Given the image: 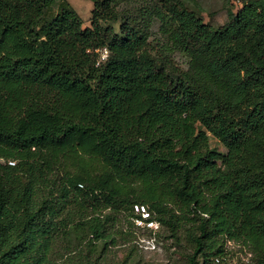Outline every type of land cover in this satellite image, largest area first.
<instances>
[{
  "label": "trees",
  "instance_id": "trees-1",
  "mask_svg": "<svg viewBox=\"0 0 264 264\" xmlns=\"http://www.w3.org/2000/svg\"><path fill=\"white\" fill-rule=\"evenodd\" d=\"M90 1L83 28L67 0H0V264L35 234L97 264L102 212L135 208L188 229L190 264L232 242L264 264V0L218 28L182 0Z\"/></svg>",
  "mask_w": 264,
  "mask_h": 264
},
{
  "label": "rangeland",
  "instance_id": "rangeland-1",
  "mask_svg": "<svg viewBox=\"0 0 264 264\" xmlns=\"http://www.w3.org/2000/svg\"><path fill=\"white\" fill-rule=\"evenodd\" d=\"M76 10L83 21V28L92 27L95 4L90 0H67ZM144 0V3H152ZM194 10L208 25L218 28L225 24L231 12H237L242 5L238 0H182ZM119 24H114L119 30ZM166 38L160 32V23L155 22L150 38V49L155 54L162 52ZM101 61L106 56V51H100ZM178 67L187 70L190 59L182 52L172 54ZM210 143L222 153L227 149L212 135ZM71 210V209H70ZM103 217L110 216L108 233L112 237L105 250L91 255L97 264H190V257L194 253L188 229L185 227L173 228L167 224L151 220L149 212L143 208H135L134 212L114 214L110 210L102 212ZM138 217H142L143 220ZM76 221L79 218L72 217ZM150 220V221H148ZM53 247V248H52ZM250 251L243 244L228 243L226 255L218 264H246L251 259ZM19 264H39L44 259L48 264H85L73 256H69V248L62 244L52 245L49 236L35 234L32 240V251ZM199 264H203L199 259ZM213 264V263H212Z\"/></svg>",
  "mask_w": 264,
  "mask_h": 264
},
{
  "label": "built area",
  "instance_id": "built-area-1",
  "mask_svg": "<svg viewBox=\"0 0 264 264\" xmlns=\"http://www.w3.org/2000/svg\"><path fill=\"white\" fill-rule=\"evenodd\" d=\"M143 209H144V208H143ZM148 217H149V215H148ZM216 262L219 263V260H217Z\"/></svg>",
  "mask_w": 264,
  "mask_h": 264
}]
</instances>
